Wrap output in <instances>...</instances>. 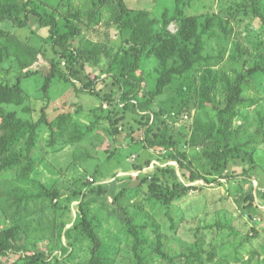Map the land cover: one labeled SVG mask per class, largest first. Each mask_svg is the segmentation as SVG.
I'll return each mask as SVG.
<instances>
[{
    "label": "rangeland",
    "instance_id": "obj_1",
    "mask_svg": "<svg viewBox=\"0 0 264 264\" xmlns=\"http://www.w3.org/2000/svg\"><path fill=\"white\" fill-rule=\"evenodd\" d=\"M18 1L31 2L46 15L54 14L63 32L68 33L69 27L79 30L60 45L50 41L48 28L37 29L36 19L30 20L28 28L0 23V30L6 32V37L0 36V49L8 53L0 64V82L15 84L20 80L25 97L22 106L3 108L33 123L46 115L48 124L37 131V167L32 178L60 191L57 200L28 217L33 226L37 222L51 226L45 237L26 242L28 251L42 252L49 260L72 254L67 264L87 261L90 243L74 232L71 248L67 238V232L79 222L83 206L100 234L107 264H137L133 228L143 238L139 254L147 264H169L159 255L160 246L171 257L186 258L176 264H264V210L259 207L264 204V74L242 84L243 103L235 107L227 133L229 141L238 136L241 144L257 138L247 148L252 162L236 159L220 168L217 161L208 159L207 153L214 148L206 139L217 134L218 123L215 111L204 102V91L210 87L213 102L223 107L228 87L237 77L253 66H264V0H125L129 9L149 14L163 43L197 18L201 19L198 31L203 20L217 17L231 32L226 38L217 25L214 30L221 38L208 40L204 51L206 56L223 53V60L175 78L150 107L153 129L172 135L176 148L207 176L208 184L191 182L177 162L164 158L162 148H145V136L138 130L140 117L122 113L120 106H110L105 100L111 92L118 100V86L107 76L112 59L126 49L110 0L96 19L94 0ZM64 48L81 55L73 69L80 72L81 79L70 74V82L55 80L49 98H45L44 76L50 74L52 65L68 72L59 56ZM160 64L155 54L142 58L137 73L142 79L140 100H148L156 89ZM96 77L95 87L83 90ZM64 114L72 116L70 133L52 146L50 125ZM116 120L119 133L113 135ZM69 135H80L81 140L70 144ZM137 166L145 169L136 170ZM169 168H175L177 179L169 171L161 172ZM14 175L1 174L0 181ZM157 175L159 192L178 184L193 189L166 204L148 194L151 178ZM121 191L124 197L117 204L114 199ZM248 192L254 197L252 209L246 208L248 202H239ZM4 211L0 209L1 219ZM5 225L10 224L6 221ZM19 256L4 258L0 264H14Z\"/></svg>",
    "mask_w": 264,
    "mask_h": 264
},
{
    "label": "trees",
    "instance_id": "obj_2",
    "mask_svg": "<svg viewBox=\"0 0 264 264\" xmlns=\"http://www.w3.org/2000/svg\"><path fill=\"white\" fill-rule=\"evenodd\" d=\"M116 8V22L125 37L126 49L122 54H117L109 65V75L107 78L112 80L118 86V100L114 98V92L105 95V100L110 106L122 108V113L132 112L140 117L138 130L144 135L145 148L155 149L162 148L163 156L171 161L177 162L183 171H187L188 179L191 182L204 181L211 183L207 176L192 164V162L178 150L175 146L173 136H168V132L161 133L153 129L154 117L151 113V104L154 99L161 95L165 88L171 85L175 78L196 72L202 67L214 65L224 58V54L218 56L204 55L208 40L221 38L214 30L218 25L225 37L231 34L230 30L223 25V21L217 17H208L201 23L202 30L198 31L200 18L194 23L185 25L177 35L169 38L163 43V37L156 29V22L150 19L149 14L143 10L134 11L128 8L125 0H110ZM107 0L93 1V18H97L101 7ZM31 2L20 3L18 0H0V23H12L17 28L31 27V19H36L37 29L48 28L49 39L51 42L63 45L67 41V37L78 35L79 30L69 27L68 33L61 31L59 22L54 14H45L43 10L36 8ZM164 27L167 28L169 19L165 16ZM0 36L6 37V32L0 30ZM155 54L160 61L159 80L155 90L150 93L148 100H140L139 93L142 88V79L138 76V71L143 57ZM61 59L66 62V74L57 68L56 64L51 67L50 74L44 76L45 81L42 88L45 98H49L50 90L53 82L57 79H64L66 82L73 80L69 77L80 80V72L73 70L75 65L80 61L81 55L64 48L59 54ZM8 58V53L3 48L0 49V64H3ZM256 74H264V66L256 65L237 77L234 84L228 87V97L226 104L218 106L212 100L211 88L207 87L204 91L205 106H209L216 113L218 129L215 136H208L209 141L214 148L213 151L207 153L208 159L217 161L222 167H227L232 160H241L243 162H252L253 157L249 154L247 148L257 138H250L246 143H238L228 140L227 133L233 116L234 109L237 105L243 103L242 84ZM28 75V74H27ZM68 75V76H67ZM99 80L97 77L93 81L85 84L83 90L93 89ZM98 94V93H96ZM99 95V94H98ZM25 102L24 92L22 90L20 80L15 84L0 82V175L15 173L12 178L0 181V209L4 208V217L0 218V261L4 258L14 255H20L14 264H67L71 262L72 254L67 258H53L49 260L44 253H33L28 251L26 242L29 239H38L45 237L50 232V227L46 228L41 222H37L36 226L29 223L28 217L41 212L44 208L60 197V191L50 189L45 184L32 178V174L37 167L36 145L38 140L37 131L42 125L48 124L46 115L37 123L25 121L17 117L15 113H8L4 105L22 106ZM45 110V109H43ZM44 112V111H43ZM117 115L119 113L117 112ZM72 116L64 114L60 119L50 125L51 142L55 145L56 141L63 139L65 135L70 133V123ZM111 119V118H110ZM124 116L121 117V121ZM115 130L113 135L119 133L117 128L118 120L115 121ZM81 140V136L69 135L68 143L73 144L75 141ZM150 162L147 163V167ZM218 168V167H217ZM136 170H143L145 166H137ZM219 170V168H218ZM170 172L175 179L177 173L175 168L162 169V173ZM158 174V173H157ZM149 185V197L163 200L169 203L181 194H186L193 187H187L182 184L175 185L167 192H159L160 184L159 176L151 178ZM160 181V180H159ZM102 189V188H100ZM102 191V190H101ZM124 197L121 191L115 196V203H120ZM254 197L251 192L242 195L239 202H248L246 208H253ZM8 221L10 225H5ZM132 225V220H127ZM83 236L90 245V257L87 261L74 264H107L102 256L103 243L100 234L94 225L88 209L81 206V216L79 222L75 224L73 229L67 232V238L71 241L70 246L74 248L72 242V234ZM135 237L134 253L137 258V264H147L144 258L139 254V248L143 244V238L139 230L133 228L131 230ZM25 234V235H23ZM79 239V237L77 238ZM162 260L169 264H176L182 261L179 258L171 257L166 254L161 246L158 249ZM184 264H189L184 262Z\"/></svg>",
    "mask_w": 264,
    "mask_h": 264
},
{
    "label": "crops",
    "instance_id": "obj_3",
    "mask_svg": "<svg viewBox=\"0 0 264 264\" xmlns=\"http://www.w3.org/2000/svg\"><path fill=\"white\" fill-rule=\"evenodd\" d=\"M261 202H262V201H261ZM261 202H260V203H261ZM260 203H259V204H260ZM259 207H260L261 209H263V210H264V204H262V205L260 204V206H259Z\"/></svg>",
    "mask_w": 264,
    "mask_h": 264
}]
</instances>
